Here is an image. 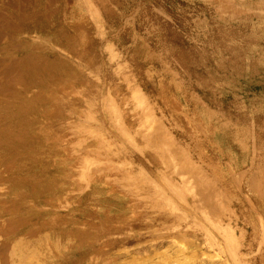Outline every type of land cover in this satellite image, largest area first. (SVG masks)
<instances>
[{
  "label": "rangeland",
  "instance_id": "obj_1",
  "mask_svg": "<svg viewBox=\"0 0 264 264\" xmlns=\"http://www.w3.org/2000/svg\"><path fill=\"white\" fill-rule=\"evenodd\" d=\"M174 257L264 264V0H0V264Z\"/></svg>",
  "mask_w": 264,
  "mask_h": 264
},
{
  "label": "bare ground",
  "instance_id": "obj_2",
  "mask_svg": "<svg viewBox=\"0 0 264 264\" xmlns=\"http://www.w3.org/2000/svg\"><path fill=\"white\" fill-rule=\"evenodd\" d=\"M182 243H183V242H182ZM179 244H180V243H179ZM179 244H178V245H179ZM183 244H184V243H183ZM165 249H166V248H165ZM169 249H170V248H169ZM183 249H184V248H183ZM185 249H186V248H185ZM174 250H175V249H174ZM176 250H179V249H176ZM183 251H185V250H183ZM163 252H164V251H163ZM174 252H175V251H174ZM176 252H177V251H176ZM180 252H182V251H180ZM180 252H179V253L177 252V253L180 254ZM183 253H184V252H182V254H183ZM158 254H159V253H158ZM160 254H161V253H160ZM160 254H159V255H160ZM182 254H180V255H182ZM147 255H148V254H147ZM172 255H173V254H172ZM184 255H185V254H184ZM184 255H183V256H184ZM139 256H140V255H139ZM151 256H152V255H151ZM156 256H157V255H156ZM156 256H155V257H156ZM162 256H164V255H162ZM173 256H174V255H173ZM173 256H172V257H173ZM178 256H179V255H178ZM178 256H177V257H178ZM183 256H182V257H183ZM153 257H154V256H153ZM185 257H186V256H185ZM185 257H183V259H184ZM188 257H189V256H188ZM188 257H186V258L190 261L191 259H189ZM169 258H170V257H169ZM174 258H175V260L177 259L176 257H174ZM174 258H173V259H174ZM190 258H191V257H190ZM25 259H26V258H25ZM136 259H138V258H136ZM164 259H165V258H164ZM181 259H182V258H181ZM187 259H186V260L184 259V260L186 261V263H188V262H187ZM133 260L135 261V259H133ZM138 260H139V259H138ZM152 260H153V259H152ZM166 260H167V258H166ZM175 260H174V261H175ZM178 260H179V259H178ZM184 260H183V261H184ZM192 260H193V258H192ZM127 261H128V260H126V262H127ZM148 261H149V260H148ZM167 261H168V260H167ZM171 261H173V260H171ZM145 262H146V261H145ZM169 262H170V261H169ZM176 262H177V260H176ZM176 262H175V263H176ZM179 262H180V261H179ZM179 262H177V264H179ZM191 262H192V261H191ZM191 262H189V263H191ZM119 263H120V262H119ZM127 263H128V262H127ZM139 263H140V262H139ZM142 263H144V261H143ZM162 263H163V262H162ZM175 263L173 262V264H175ZM186 263H184V264H186ZM124 264H125V263H124ZM151 264H152V263H151ZM168 264H171V263H168Z\"/></svg>",
  "mask_w": 264,
  "mask_h": 264
}]
</instances>
